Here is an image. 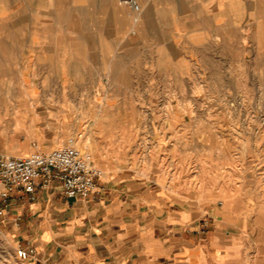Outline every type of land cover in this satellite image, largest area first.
<instances>
[{"label": "rangeland", "instance_id": "obj_1", "mask_svg": "<svg viewBox=\"0 0 264 264\" xmlns=\"http://www.w3.org/2000/svg\"><path fill=\"white\" fill-rule=\"evenodd\" d=\"M26 1L0 0V26L34 19L52 49L32 53L48 64L6 54L0 151L23 155L76 135L106 172L156 171L196 205L244 202L259 216L252 233L264 249V0H210L209 42L204 52L196 44L194 70L175 94L141 88L134 63L142 30L118 0H78L82 10L56 12L41 8L47 0L34 11ZM60 14L71 26H53ZM124 51L132 60L121 59ZM0 264L26 263L0 247Z\"/></svg>", "mask_w": 264, "mask_h": 264}, {"label": "crops", "instance_id": "obj_2", "mask_svg": "<svg viewBox=\"0 0 264 264\" xmlns=\"http://www.w3.org/2000/svg\"><path fill=\"white\" fill-rule=\"evenodd\" d=\"M35 1H26L27 9L34 11ZM76 1L47 0L41 8L82 10ZM140 2L142 33L137 62L133 61L135 73L141 88L175 94L181 89L180 76L194 70L196 44L204 52L209 42L210 0ZM121 6L132 18L129 8ZM59 17L63 20L58 23L54 16L53 26H71L65 16ZM35 31L34 19H17L7 29L1 27L0 71L8 63L9 51H23L28 59L48 64L47 55L39 58L32 53L50 52V32L41 40ZM62 36L59 41L65 42ZM128 55L124 51L121 59ZM173 101L166 99V106ZM244 208V202L231 199L196 205L178 196L156 171L150 175H137L129 168L104 171L89 197L66 196L54 184L41 189L36 200L14 204L0 217V247L8 256L15 255L20 245L34 246L26 264H264V249L252 233L258 214Z\"/></svg>", "mask_w": 264, "mask_h": 264}, {"label": "built area", "instance_id": "obj_3", "mask_svg": "<svg viewBox=\"0 0 264 264\" xmlns=\"http://www.w3.org/2000/svg\"><path fill=\"white\" fill-rule=\"evenodd\" d=\"M129 8L137 21L142 12L140 0H118ZM104 173L92 151L71 135L66 142L49 149H36L27 154L0 151V217L19 201H34L41 189L57 184L69 197L86 198L97 191ZM205 225L208 219L203 220ZM35 253V247L18 246L16 255L23 262Z\"/></svg>", "mask_w": 264, "mask_h": 264}, {"label": "bare ground", "instance_id": "obj_4", "mask_svg": "<svg viewBox=\"0 0 264 264\" xmlns=\"http://www.w3.org/2000/svg\"><path fill=\"white\" fill-rule=\"evenodd\" d=\"M243 101V100H242ZM238 105L242 106V103L240 102V100L238 99ZM263 167V166H262ZM264 171V170H263ZM228 189V188H227ZM259 214H264L263 212L259 213Z\"/></svg>", "mask_w": 264, "mask_h": 264}]
</instances>
